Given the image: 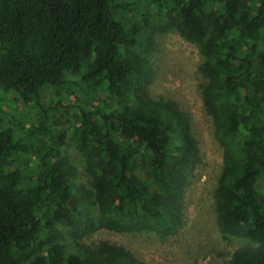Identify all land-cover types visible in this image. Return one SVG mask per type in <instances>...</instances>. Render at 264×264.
<instances>
[{"label": "trees", "instance_id": "1", "mask_svg": "<svg viewBox=\"0 0 264 264\" xmlns=\"http://www.w3.org/2000/svg\"><path fill=\"white\" fill-rule=\"evenodd\" d=\"M169 31L202 58L223 149L218 228L248 241L228 264H264V0H0V91L39 111L21 133L0 110V264H145L84 241L181 229L200 148L191 115L148 92L155 37ZM68 135L87 186L60 150Z\"/></svg>", "mask_w": 264, "mask_h": 264}, {"label": "rangeland", "instance_id": "2", "mask_svg": "<svg viewBox=\"0 0 264 264\" xmlns=\"http://www.w3.org/2000/svg\"><path fill=\"white\" fill-rule=\"evenodd\" d=\"M201 63L197 46L176 31L155 37L148 92L153 98L176 102L191 115L200 148L201 163L191 173L184 192L183 226L172 236L100 230L85 243L107 240L125 247L145 264H228L234 252L248 243L247 240L224 235L218 228L213 193L223 168V149L215 138L213 120L203 105L200 86L205 77ZM73 97L77 100L78 93H73ZM0 110L4 112L3 124L15 126L21 133L38 123V109L23 103L16 92L0 91ZM63 111L59 109L56 115ZM71 114L74 116V110ZM64 126L67 129L71 124L66 122ZM65 142L60 150L75 165L76 182L87 186L83 159L69 135Z\"/></svg>", "mask_w": 264, "mask_h": 264}]
</instances>
